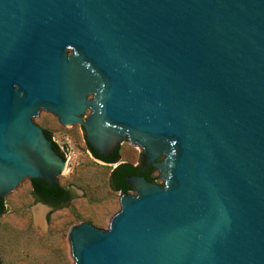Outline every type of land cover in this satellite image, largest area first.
I'll return each mask as SVG.
<instances>
[{
	"label": "water",
	"instance_id": "1",
	"mask_svg": "<svg viewBox=\"0 0 264 264\" xmlns=\"http://www.w3.org/2000/svg\"><path fill=\"white\" fill-rule=\"evenodd\" d=\"M40 111L164 157L73 264H264V0H0V198L65 169Z\"/></svg>",
	"mask_w": 264,
	"mask_h": 264
},
{
	"label": "rangeland",
	"instance_id": "2",
	"mask_svg": "<svg viewBox=\"0 0 264 264\" xmlns=\"http://www.w3.org/2000/svg\"><path fill=\"white\" fill-rule=\"evenodd\" d=\"M35 122L49 130L66 153L65 169L58 181L71 189L72 200L53 211L34 201L30 179L22 180L3 198L0 264H73L67 238L69 227L89 221L106 229L110 218L119 210V192L110 188V167L91 155L79 125L62 126L56 117L42 111ZM139 153L126 140L119 146L123 161H134ZM154 176L158 183L162 182L157 172Z\"/></svg>",
	"mask_w": 264,
	"mask_h": 264
},
{
	"label": "flooded vegetation",
	"instance_id": "3",
	"mask_svg": "<svg viewBox=\"0 0 264 264\" xmlns=\"http://www.w3.org/2000/svg\"><path fill=\"white\" fill-rule=\"evenodd\" d=\"M79 127L82 129L81 126ZM42 129L44 130L45 128L42 127ZM47 132H49L50 134V139L57 145L58 148L57 152L65 160L66 153L62 150L61 147L58 146L56 141L53 139L51 132L49 130H47ZM119 146L109 155L103 156V155H98L87 143V147L91 155H93L96 159L103 161L106 165L110 167V174L108 181H109V186L113 191L133 193V189L128 186L125 180V178L131 176L143 177L148 182H158L157 177L154 176V173L157 172L159 177V172L154 164L161 162L164 158L163 156H160L154 162H148L146 156L140 151L139 155H137L134 161H123L120 159V156L116 157V150L118 149V153H119ZM93 151L95 152V154ZM123 164H127V166H122ZM30 183H31L32 199L37 203H40L41 205L47 207L48 209L55 211L57 209H60L61 207H65L72 200L71 189L68 186L61 185L58 181V178L56 184L53 186H49L45 182L44 190L38 192L37 195L33 194L32 179H30ZM2 214H0V216ZM46 214H45V220H46ZM86 222L91 223L89 221Z\"/></svg>",
	"mask_w": 264,
	"mask_h": 264
},
{
	"label": "trees",
	"instance_id": "4",
	"mask_svg": "<svg viewBox=\"0 0 264 264\" xmlns=\"http://www.w3.org/2000/svg\"><path fill=\"white\" fill-rule=\"evenodd\" d=\"M44 133L46 137L51 141L53 148L57 151V145L50 139V134L47 132V130L44 129ZM94 152V151H93ZM95 154V152H94ZM119 156L118 149L116 150V157ZM122 166H127V164H123ZM33 183V194L37 195L38 192L44 190V181H41L39 179H32ZM59 188V187H58ZM51 193V192H50ZM5 211V206H4V199L0 198V214L4 213Z\"/></svg>",
	"mask_w": 264,
	"mask_h": 264
}]
</instances>
